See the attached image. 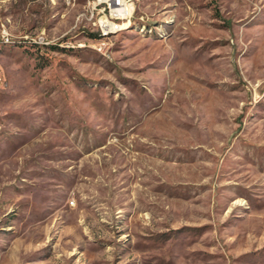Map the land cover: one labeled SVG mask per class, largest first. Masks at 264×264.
Masks as SVG:
<instances>
[{"label": "rangeland", "instance_id": "1", "mask_svg": "<svg viewBox=\"0 0 264 264\" xmlns=\"http://www.w3.org/2000/svg\"><path fill=\"white\" fill-rule=\"evenodd\" d=\"M132 2L0 0V264H264V0Z\"/></svg>", "mask_w": 264, "mask_h": 264}, {"label": "built area", "instance_id": "2", "mask_svg": "<svg viewBox=\"0 0 264 264\" xmlns=\"http://www.w3.org/2000/svg\"><path fill=\"white\" fill-rule=\"evenodd\" d=\"M100 7L96 12L97 18L91 14L90 19L93 20L92 26L95 31L101 36H109L111 33L117 31L118 26H122V21L127 17H130L131 11L133 10L132 0H97V4L94 8ZM1 38L7 40L8 35L2 31ZM100 41V40H99ZM103 42H99L97 47L103 50ZM3 71L0 66V84L2 83Z\"/></svg>", "mask_w": 264, "mask_h": 264}, {"label": "bare ground", "instance_id": "3", "mask_svg": "<svg viewBox=\"0 0 264 264\" xmlns=\"http://www.w3.org/2000/svg\"><path fill=\"white\" fill-rule=\"evenodd\" d=\"M121 29H122L121 26H118V27H117V31H120ZM117 31H116V32H117Z\"/></svg>", "mask_w": 264, "mask_h": 264}]
</instances>
